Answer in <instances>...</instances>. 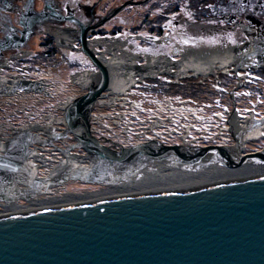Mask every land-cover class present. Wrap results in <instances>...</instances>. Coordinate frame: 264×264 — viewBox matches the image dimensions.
I'll list each match as a JSON object with an SVG mask.
<instances>
[{"label":"water","instance_id":"water-1","mask_svg":"<svg viewBox=\"0 0 264 264\" xmlns=\"http://www.w3.org/2000/svg\"><path fill=\"white\" fill-rule=\"evenodd\" d=\"M21 24L20 41L3 48L18 49L25 43L28 28L25 21ZM79 25L78 48L97 67L98 80L68 103L63 116L78 147L92 156L89 159H105L112 165L84 166L58 178L100 184L131 174L137 166L141 174L157 161L165 165L202 161L230 169L263 163L264 147L244 153L236 137L231 146H169L154 139L110 150L88 123L78 130L76 115L87 110L90 116L111 77L85 44L93 26ZM14 139L20 154L0 153V171L35 178L33 168L23 161L24 141L18 135ZM0 264H264V172L199 187L1 216Z\"/></svg>","mask_w":264,"mask_h":264},{"label":"rangeland","instance_id":"rangeland-1","mask_svg":"<svg viewBox=\"0 0 264 264\" xmlns=\"http://www.w3.org/2000/svg\"><path fill=\"white\" fill-rule=\"evenodd\" d=\"M32 1L34 2L33 8L36 13L44 12L43 10H46V3L44 4V2H48V0ZM49 1L51 9H48V13H50V15L57 16L60 14L65 18H71L69 16H73V18L76 20L75 22L78 21L83 25H86L87 21L91 18L92 15H94L95 20L97 18L99 19L102 13L108 12L117 4L122 3L125 0ZM143 1H145V3L140 6L137 4L127 8L122 7L124 11L117 14L115 17H113V19L101 23L104 24L102 26L104 28V31L101 30L100 32V30H97L95 33L90 32L88 38H92L94 36L124 37L129 35L125 39L130 44L124 43L123 46L125 47V49H129L138 53H147L152 56L163 55L164 57L172 58L175 60L179 59L180 54L175 52L173 49L176 45H178L179 48H184L185 50H195L198 49L199 46L204 47L205 51H212L216 46H219L220 48L224 47L225 49L236 48L238 50H236L235 52L241 54V59H239L234 64H230L231 66H229L228 68L216 69L213 74H209L206 76L192 75L193 72H190L185 77L182 76V78L176 79L175 77L168 74L159 73L154 78L145 79V86L143 85V88H138V90L140 91L139 96H131V100H134L135 103L140 102L143 106H152L154 104L152 101L153 96L163 97L164 95L174 94L171 93L172 91H174L172 85L175 86L183 84V87L175 90L188 92H190V90L196 89L192 87L191 84H189L191 82L194 84H202L203 81L207 80L209 82V85L213 86L215 84V81H218V84L222 86L224 81L226 80L224 76L228 77L227 75H229L231 72H235L236 66L238 70L237 72L241 73L243 76H239L238 73L236 75L235 73H231L233 74L235 81L232 78L228 77L230 81L229 84H227V88L230 89L220 90L218 88H212L213 94L211 96H205L207 100L213 101L210 105L211 108H218L217 110H220L221 113L216 115L222 116V120L220 121L225 125V120L227 119L228 114L233 110H236L237 113L239 112L241 115L242 113L243 115L246 114L249 110H253L255 111V115L259 117L264 116V66L259 65L248 66L247 68L243 67V59L245 57V54H254V52L262 51V48H264V37L263 39H261L260 43H257L260 38L256 37V35L254 34L245 36L241 32H236V34H233V37H229L228 34H225V38L216 34L206 35L202 30H199V28H195L193 26L188 29L174 27L169 20V18H174L175 14H177L176 16L178 17V19H182L183 14L186 15L187 13L192 12V14L198 18V20H196L194 24L196 26H206L208 24L206 22L203 23V21L199 18L200 16L196 13L198 12V10L202 9L206 3H212L216 5L218 3H222L223 0H182V2L180 0ZM8 2L11 9L10 7H0V37L3 35L2 33L5 32V29L10 25L19 26V15L21 13H24L23 8L26 0H8ZM262 2L264 4V0H262ZM94 4H96L95 9ZM175 4L179 5L178 10L180 12L177 13V10L169 12L168 10H171ZM101 8H103L102 11H100ZM159 11H161L162 13H168L167 16L169 18L165 20L164 17H162L161 22L156 23L157 17L155 16V14ZM117 12L118 11H116L115 13ZM50 15L44 18L49 20L50 22L63 26L75 25V22L70 19H56L55 17ZM105 17L106 16L102 18ZM143 17H146L145 23L143 22V25L140 26L142 24ZM148 28H156V30L152 32L149 31ZM39 29L40 27H38L37 25V27L34 28L33 35L30 36L29 39L27 38L28 40L26 44H24L27 54L24 57L13 58L12 62L10 63V67H12V65L16 63L18 59L23 58V61H27V63H29L30 65L32 77L38 79L45 78L40 80H42L44 84H47L44 86L47 93L41 94L39 92L36 93L31 91L23 92V90L18 89L15 91L16 93H14V95L0 94V139H7V142H12L13 139L16 138V135H19L18 133L14 135L15 132L12 133L11 130H7V127L20 124L24 120H36L39 122L41 120V114H44L46 112L59 114L60 110H53L54 104L57 101L65 100L67 97H78L86 92V88L84 86L81 87L80 85H77L71 81V73H76L77 71L79 72L80 70L90 68H95L97 70V68L91 63L89 58L79 48H77L79 46L78 39L74 40V47L67 48L59 46L50 35L41 32ZM113 29L116 30L112 31ZM89 31L90 29L88 30V32ZM141 35H143L144 37L147 36L150 39L139 38L138 36ZM167 37L169 39L165 40V38ZM242 37H244V39H242ZM241 39L243 40V42H241ZM248 41L255 45L254 50H248V48L245 47V44H248ZM96 47L97 49L102 50L104 49L105 44L104 46L96 45ZM116 47H118V45ZM15 52H17L15 51V49H7L3 51L2 55L5 58H8L9 55ZM137 62L140 64L143 63L144 57L138 59ZM6 69L9 70L8 68ZM246 71L248 73L251 72L252 76H244ZM3 73L11 74L12 72L4 70ZM218 75H220L221 77L215 79V77ZM232 81L233 85L229 86ZM251 83L252 85H250ZM133 88L135 89V87ZM243 91H245L246 93L245 96L242 95ZM196 92L199 91L196 89ZM156 99L157 109H163V101H160L159 98ZM214 101H219V106H217L218 103L215 104ZM200 104L202 103H199L198 105ZM123 106L128 107L127 104H123ZM93 107L94 108L91 110V114H95L96 116L100 114L107 115L111 111H116L119 108L118 106L113 104L95 105ZM183 109L186 112L194 110L198 114L204 115L206 118H212V112H209L205 105L197 107L194 103H189L185 105ZM122 110L123 108L120 111ZM32 112L38 115H31ZM91 114L89 116L87 113L82 112L76 115L78 130L81 131L82 126L88 123L91 130H93L94 128L98 131V134L94 133L93 135H95L97 139H99V141L106 146L109 145V141H115L120 138L123 139V141H126L123 136V132H121V128H110L112 124L109 117H102L100 119L101 125H99L98 122L95 123L90 122L91 120H88L89 118H91ZM132 114L134 113L132 112ZM65 123L66 126L61 124H53L56 128L51 131V133H36V135L32 138V143L34 145L43 147L49 146L58 148H63L65 146L71 147L72 145H74V147H71V149L73 150L72 152L83 153V149L78 147V143L75 140L77 136L73 135L68 130L69 125L66 120ZM65 127H67V129ZM261 131L263 133V137L258 138L256 141H250L251 143L246 144V149L244 152L260 150L262 147H264V128ZM116 136L118 137L116 138ZM50 137L52 138V140H48L50 139ZM220 140L222 141V144H226L229 146L235 144V140L232 134H229L228 137H223ZM70 170L69 172L64 173L60 172L57 177L66 176V174L77 172V170L72 172ZM71 180L73 179H67L64 182H69ZM72 182L75 181L73 180ZM75 185L79 184L75 183Z\"/></svg>","mask_w":264,"mask_h":264},{"label":"bare ground","instance_id":"bare-ground-1","mask_svg":"<svg viewBox=\"0 0 264 264\" xmlns=\"http://www.w3.org/2000/svg\"><path fill=\"white\" fill-rule=\"evenodd\" d=\"M28 22L27 26L29 28L37 24L40 27L39 30L50 35L59 46L74 47V40L79 37V27L77 25L63 26L50 22L45 18L32 19L28 20ZM128 36H94L92 38L87 37L85 41L88 49L106 66L110 76L111 73L114 75L122 74L124 78V82L120 86L112 87L110 84L108 87L110 92L105 91L98 98L96 105L111 104L117 100L131 84L141 81L145 77V72L146 74H151L157 70L166 69L168 71L171 70L175 76H186L190 72H193L192 75H197L199 72L207 74L208 72L214 73L216 69L228 68L231 66L230 64H234L241 59V54L235 52L238 50L236 48L225 49L224 47L216 46L212 51H205L204 47L199 46L195 50H185L182 47L179 48L178 45L174 46L173 49L175 52L180 53L179 59H165L161 57L163 55L152 56L143 52L138 53L125 49L124 43L130 44L125 39ZM142 36L138 37L150 39L147 36ZM168 39V37L165 38V40ZM257 43H260V41ZM104 44V49H97L96 45L104 46ZM117 45L118 47H116ZM254 47L255 45L252 43L247 46L248 50H254ZM142 57H144V63L140 64L137 60ZM155 60L157 63L153 65L149 63V61ZM5 63L6 60H4L3 64ZM259 65L264 66V48H262V51L254 52V54H245L243 59L244 68ZM141 68L145 69L142 71ZM235 69H237L236 66ZM93 72V69L80 70L79 72L71 73L70 79L73 83L83 87L86 86V82H88L87 80L92 76ZM238 75L240 76L241 74L238 73ZM15 78L17 77L4 74L0 69L1 95L13 94L18 88L22 87L21 84L33 85L34 89H38L36 92L39 93L43 91L44 84L39 85L37 81H28L27 83L17 81L13 85V79ZM73 98L75 97H67L65 100L57 101L54 104L53 110H60L59 114L46 112L41 114L39 122L36 120H24L20 124L7 127V130H11L12 133L15 132L14 135L18 133L20 140L27 143L28 147L23 154V161L33 168L35 178H27L26 176L0 171V217L58 207L91 204L125 195L199 187L260 173L261 171L264 172V161L262 164L238 165L233 169L228 168V166H208L206 162L202 161L189 163L188 165H171L168 163L165 165V163L157 161L146 166L141 174L137 173L139 171V166H137V170L135 168V172L133 171L131 174L114 178L111 181H103L100 184L81 183L78 180H74L75 182H72L73 180L64 182L57 177L60 172H69L70 169L72 172L80 167H91L93 164L100 168L112 165L105 159L96 160L94 158V160H90L89 157L92 156L85 150H83V153H74L72 149H69V146L63 148L43 147L32 143V138L36 133H51L56 128L53 124L66 126L62 111ZM31 115L38 114L32 112ZM101 117L104 116L93 114L88 120L97 123ZM227 123H230L229 128L232 132H236L234 135L238 146L244 147L246 144L263 137L261 130L264 128V116L255 115L253 110H249L244 115L233 110L228 114ZM90 131L92 134L94 133L93 130L90 129ZM15 140L7 142V139H0V153L3 155L20 154V151L14 148ZM48 140H52V138L50 137ZM105 147L113 150L108 146ZM92 161L95 162L92 163ZM75 183L79 185H75Z\"/></svg>","mask_w":264,"mask_h":264},{"label":"built area","instance_id":"built-area-1","mask_svg":"<svg viewBox=\"0 0 264 264\" xmlns=\"http://www.w3.org/2000/svg\"><path fill=\"white\" fill-rule=\"evenodd\" d=\"M164 58L167 59L168 57H164ZM168 59H172V58H168ZM149 63L153 65L157 62L155 60V61H149ZM144 69L145 68H142V71ZM159 73L168 74L170 76L175 77L176 79L182 78V76H175L174 73L171 72V70L168 71L166 69H160L151 74L150 73L146 74L145 72L144 73L145 77L141 81L131 84L125 91H123V94L120 95L117 100L111 103L119 107L116 111H111L107 115L98 113L100 115H103L104 117L106 116L110 118L112 124V126L110 127L111 129L113 127L121 128V132H123L124 134L123 136L126 140L123 141V139L120 138L115 141H109L108 142L109 145H107L108 147H110L113 150H118L122 147L133 146V144L148 142L154 139L159 140L161 143L169 146H175V145L211 146V147L229 146L226 144H222L221 143L222 141L220 140L223 137L224 138L228 137L229 134H232L235 140L234 133L236 132H232V130L229 128L230 123L229 124L227 123L228 116L227 119L225 120L226 125L224 123H221L220 120H222V116L216 115L221 113L220 110H217L218 108L212 109L210 106L211 103L213 102L212 100L206 99L198 102L197 100L190 98L189 96H181L180 94H169V95H164L163 97L153 96L152 101L154 104L152 106H148V105L143 106L140 102L135 103L134 100L130 99L131 96L134 95L139 96L140 91L138 90V88H143L142 86L144 85L145 79L154 78ZM231 73H235L236 75L238 72L237 73L231 72ZM231 73L227 76H230ZM209 74H213V72H208L207 74H205V72L204 73L199 72L197 75L206 76ZM246 75L252 76V74L248 73L247 71L245 72L244 76ZM216 78H218V76H216L215 79ZM123 79H124L123 77L111 76L109 85L111 84L112 87L120 86L124 82ZM203 83H209V82L205 80L202 82V84ZM217 85H219L218 81H215V84L210 87L223 90L222 86L220 85L217 86ZM133 87H135V89ZM105 91L110 92L108 88H106ZM104 92L101 94V96L104 94ZM242 95L243 96L246 95L245 91L242 92ZM156 98H159L160 101H163L164 104L163 109H157ZM97 100L94 106L96 105ZM214 102L215 104L218 103L217 106H219L220 104L219 101H214ZM189 103H194L197 107L205 105L207 110L209 112H212L211 113L212 118L211 119L206 118L204 115H200L194 110L186 112L183 109V107ZM199 103L202 104L198 105ZM123 104L124 105L127 104L129 108L126 106L124 107ZM122 108L123 110L120 111ZM132 112L134 114H132ZM98 124L101 125V122L99 121ZM249 126L251 125L249 124ZM93 131L94 133L98 134V131L95 130L94 128ZM117 137L118 136H116V138ZM243 149L245 151L246 145L243 147ZM251 152L253 151L246 153H251Z\"/></svg>","mask_w":264,"mask_h":264},{"label":"flooded vegetation","instance_id":"flooded-vegetation-1","mask_svg":"<svg viewBox=\"0 0 264 264\" xmlns=\"http://www.w3.org/2000/svg\"><path fill=\"white\" fill-rule=\"evenodd\" d=\"M148 1V0H146ZM182 2V0H180ZM124 2H126V5L123 6V8H127L130 7L132 5H143L145 3V1L143 0H125ZM124 2L117 4L114 8H112L111 10H109L108 12L102 13V15H100V18L98 19H94V15L90 16L91 18L87 21L86 25H83L81 22H75L76 20L73 18V16H69L71 18H65L64 16H61L60 14L57 16H53L50 15V13H48V9H51L50 7V1L48 0V2H44V4L46 3V10H43L44 12H39L36 13V11H34L33 8V4L34 2L32 0H26L25 4H24V13H21L19 15V26H13L10 25L8 28L5 29V32H3L2 36L0 37V69L2 70V72H4V70L12 72L11 74L8 75H14V77H17L15 79H13V85L17 82V81H23V82H28V81H37V84L41 85L44 84L42 80L40 79H45V78H34L31 76V69H30V65L29 63H27V61H23L22 59H18L16 63H14L12 65V67H10V63L12 62L13 58H19V57H24L27 52H26V48L24 47V44H26L27 40L30 38V36L33 35V31L34 28L37 27V24L32 26V27H28L27 26V30H28V39L25 41V43L18 49L15 48H3V46H10L13 45L15 42L20 41V39L23 36V27H22V22L25 21V23L28 25V20H32V19H42L46 16H53L56 19H70L73 22H75L74 24L77 25L79 28V36H80V32H81V26L79 25L82 24V26H93L92 28H90V31L87 33L86 37H88L89 33H95L97 30H101L104 31V28L102 27L104 24H98L102 19V17L106 16L105 20L103 22H106L107 20L113 19V17H115L117 14H119L120 12L124 11V9L122 8L120 11L118 10L117 13H115L114 15L112 14V12L114 10H116L118 7H120ZM105 5V4H104ZM103 5V7H104ZM96 4H94V9H95ZM0 7L3 8H9L10 4L8 2V0H0ZM108 7V6H107ZM179 5L175 4L174 7L171 10H168L169 12L171 11H176L177 13L180 12L178 10ZM202 7V6H201ZM106 8V7H105ZM11 9V7H10ZM103 8H101L100 11H102ZM263 10H264V4L262 2V0H223L222 3H218L216 5L210 3V4H205L204 7L200 10H198V12L196 14H198L200 17V19L203 21V23H207L208 25L206 26H196L194 24V22H196V20H198L197 17H195L192 12L187 13L186 15L183 14L182 19H178V17L176 16L177 14H175L174 18H169L167 15L168 13H162L161 11L157 12L155 14V16L157 17L156 23L157 22H161V18L164 17L165 20H167L169 18L171 24L174 27H179V28H184V29H188L190 27H195V28H199V30H202L204 32V34L209 35V34H216V35H220L222 37L225 38V34H228L229 37H233V34H236V32H241L243 35L245 36H250V35H256V37L263 39L264 37V14H263ZM11 11V10H10ZM105 11V10H104ZM1 12V10H0ZM196 12V11H194ZM191 13V14H190ZM113 15V16H112ZM190 17V18H189ZM102 18V19H101ZM194 18V19H193ZM145 19L146 17L142 18V24L140 26L143 25V22L145 23ZM98 24V25H97ZM134 29V28H131ZM149 31H155L156 28H148ZM116 29H113L112 31H114ZM232 35V36H230ZM78 39V38H77ZM240 39V38H239ZM242 39H244V37H242ZM241 39V42H243V40ZM79 43V42H78ZM248 44H245V47L249 46L251 42H247ZM79 47V46H78ZM77 47V48H78ZM7 49H15V53L9 55L8 58H5L2 53L4 50ZM25 51V52H24ZM147 54V53H146ZM4 60H6V63L3 64ZM11 70H10V68ZM6 68H8L9 70H7ZM97 68V67H96ZM93 69L94 72L92 74V76L87 80L88 82H86V86H84L85 88L89 87L90 85L94 84L96 82V80H98V71L95 68H90ZM73 71V70H72ZM78 72V71H77ZM119 73V72H118ZM6 74V73H4ZM111 76H119L122 77V74L119 75H114L111 73ZM112 81V79H111ZM109 83H110V79L108 80V85L107 88L109 87ZM47 84H44V86ZM22 87L18 88L23 90V92H27V91H31V92H36L38 89L33 87V85H24L21 84ZM17 89V90H18ZM28 89V90H26ZM45 89V90H44ZM25 90V91H24ZM45 91V93H44ZM16 93V92H14ZM14 93L12 95H14ZM38 93V92H36ZM41 94H46V88L43 87V91L40 92ZM137 144V143H136ZM24 145H26V150H27V143L24 142ZM135 145V144H133ZM128 147V146H127Z\"/></svg>","mask_w":264,"mask_h":264},{"label":"trees","instance_id":"trees-1","mask_svg":"<svg viewBox=\"0 0 264 264\" xmlns=\"http://www.w3.org/2000/svg\"><path fill=\"white\" fill-rule=\"evenodd\" d=\"M220 77L221 76L218 75V78H220ZM228 77L232 78L233 80L235 79L232 74L230 76H228ZM228 77L224 76V78H226V80L224 81V83L222 85L223 90L230 89V88H227V86H228L227 84H229V81H230V79ZM189 84H191V86L194 87V88H196L199 92H196V89L190 90V92H188V91H177L175 89H178V88L183 87V84H181V85H175V86H173L171 84L172 87H173V89H174V91H172L171 93L180 94L181 96H190L193 99L196 98L195 100H197L198 102H200L202 100H206V97L205 96H211L213 94V92H212L213 90L210 87L209 83H203V84L196 83L197 84L196 85V84H194V83L191 82ZM232 85H233V81H232V83L229 86H232ZM250 85H252V83Z\"/></svg>","mask_w":264,"mask_h":264}]
</instances>
